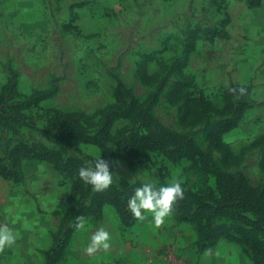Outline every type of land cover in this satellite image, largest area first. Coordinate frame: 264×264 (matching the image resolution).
<instances>
[{"label": "rangeland", "instance_id": "rangeland-1", "mask_svg": "<svg viewBox=\"0 0 264 264\" xmlns=\"http://www.w3.org/2000/svg\"><path fill=\"white\" fill-rule=\"evenodd\" d=\"M252 1L0 0V91L8 87L15 93L6 94L3 106L30 100L19 109L22 118L0 117V164L9 165L12 148L25 144L84 166L101 156L113 172L109 187L117 189L180 180L184 192L194 194L215 189L221 171L243 177L264 194V0L257 8L249 6ZM225 18L229 23L220 25ZM212 29L225 34L212 35ZM237 82L250 85L249 106L235 127L215 138L217 146L208 134L230 116L222 113L223 91ZM195 97L211 107H197ZM122 102H134V111L146 107L155 123L186 136L211 162L171 161L161 151H147L146 163H141L115 153L141 134L134 114L114 115L109 126L113 141L106 150L61 141L47 123L55 113L66 114L68 123L94 132L105 113L123 111ZM21 169L20 181L0 175V227L17 236L11 247L0 249V264H134L128 256L122 258L121 250L86 253L91 236L101 228L110 233V246L134 247L160 237L171 245L176 234L188 243L191 264H255L247 246L229 238L199 250L195 226L173 210L160 226L151 213L125 225L115 207L105 203L98 219L84 217V226L65 236L67 223L58 234L72 179L37 159L22 160ZM85 185L88 204L95 191ZM212 223L237 224L223 216Z\"/></svg>", "mask_w": 264, "mask_h": 264}, {"label": "trees", "instance_id": "trees-1", "mask_svg": "<svg viewBox=\"0 0 264 264\" xmlns=\"http://www.w3.org/2000/svg\"><path fill=\"white\" fill-rule=\"evenodd\" d=\"M255 0H253V4ZM227 18L223 19L220 25H224ZM209 31V30H208ZM212 35L223 36L225 31L212 29ZM243 87L246 91L240 94L239 91H230L232 88ZM15 93L11 88L4 87L0 91V117L13 119L22 118L19 112L20 107L30 104V100H20L9 109L3 106L6 100ZM187 94V93H186ZM225 103L222 113L230 115L228 118L220 120L213 131L208 134L209 140H213L217 146L219 135L235 127L238 117L249 106V87L247 85L234 84L223 91ZM197 107H211L203 97H195ZM134 102H122L121 113L110 111L105 113L103 122L94 132L77 125L68 123L69 115L55 113L48 117V125L57 130L61 141L74 140L85 144H92L106 150L107 145L113 141V135L109 131V126L114 115L129 116L134 114V119L141 123V134L127 144L126 149H117L115 153L125 154L141 163H146L147 151H161L164 156L171 161L188 159L198 162L199 165L210 163V156L184 135L175 134L161 125L154 122L146 107H138L133 110ZM203 110V109H202ZM11 161L9 165L0 164V175L3 178H13L21 180L23 172L21 169L22 160L37 159L44 161L59 173L62 178H71L70 194L62 215L61 223L57 229L60 234L63 226L67 223L71 225L64 230V235L72 231L78 222L79 217L90 216L98 219L101 215V207L105 203L112 204L123 224H132L134 217L128 210L127 201L133 194L134 189L142 185L136 183L123 189L109 187L103 191H95L88 204H85L84 197L88 195V188L79 178L78 170L83 163L75 158L64 159L59 153L49 151L41 146H27L20 144L14 146L10 152ZM264 167V150L260 160ZM89 186V184H88ZM173 211L180 220L192 223L197 234V248L204 250L212 247L220 238H229L237 241L250 251L251 260L255 264H264V194L251 186L243 177L233 176L221 171H217L215 179V189L199 193L184 192L183 199L175 201ZM223 216L236 221L234 226L218 225L212 223V219ZM242 224L248 225L251 230H246ZM255 233L260 235L259 239ZM65 240H63V243Z\"/></svg>", "mask_w": 264, "mask_h": 264}, {"label": "clouds", "instance_id": "clouds-1", "mask_svg": "<svg viewBox=\"0 0 264 264\" xmlns=\"http://www.w3.org/2000/svg\"><path fill=\"white\" fill-rule=\"evenodd\" d=\"M230 91H239L243 94L246 89L232 88ZM112 171L109 168V161L101 156L95 160L88 161L86 166L78 170L79 178L86 184L92 186L94 191H103L113 183ZM184 189L180 180H174L168 184L156 186L154 183L146 182L136 187L133 194L128 198L127 207L134 218L145 220L148 213L152 215V222L160 226L165 222L166 217L172 213L175 201L183 199ZM83 217L78 218L75 225L77 229L84 226ZM17 236L7 226L0 227V249L11 247L16 242ZM110 247V233L101 228L90 238V243L85 248L87 254L92 255L99 249L107 250Z\"/></svg>", "mask_w": 264, "mask_h": 264}, {"label": "crops", "instance_id": "crops-1", "mask_svg": "<svg viewBox=\"0 0 264 264\" xmlns=\"http://www.w3.org/2000/svg\"><path fill=\"white\" fill-rule=\"evenodd\" d=\"M254 2V4L252 2V4L249 5L251 8H257L258 6L260 7V0H255ZM229 21L230 20L227 18V21L224 24L229 23ZM255 22L257 23L259 22V20ZM262 75L264 77V72L262 73ZM234 84L247 85L248 87L250 86L248 83L243 82L233 83V85ZM63 212L61 214V217L63 215ZM58 224L60 225V220ZM54 230L55 228L52 230V232ZM174 238L175 239L174 241H172L171 245L166 244L167 241L160 237V240H157L156 242L148 241L145 243L138 241L136 243V246L134 247L127 246L126 244H120L118 246L112 245L109 247V250L111 248V253L113 254L114 252L118 254L120 253L119 250H121L123 254L122 258L128 256L131 260H133L134 264H141L144 260H148V264H191L190 259H188V243L181 239L179 235L175 234Z\"/></svg>", "mask_w": 264, "mask_h": 264}]
</instances>
